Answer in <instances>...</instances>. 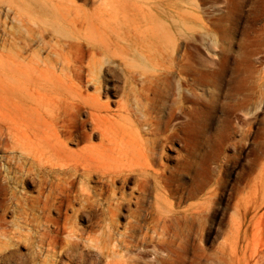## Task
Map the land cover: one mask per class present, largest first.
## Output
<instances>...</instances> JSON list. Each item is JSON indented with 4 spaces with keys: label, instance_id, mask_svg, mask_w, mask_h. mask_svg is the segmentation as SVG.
Returning <instances> with one entry per match:
<instances>
[{
    "label": "bare ground",
    "instance_id": "1",
    "mask_svg": "<svg viewBox=\"0 0 264 264\" xmlns=\"http://www.w3.org/2000/svg\"><path fill=\"white\" fill-rule=\"evenodd\" d=\"M25 1L35 8V13L42 22L52 26L54 38L70 36L67 23L70 12L66 5H53L49 0ZM160 1H143L125 11H130V14L142 17L143 20L130 25V39L122 24L111 28L118 47L113 46L106 30L104 35L94 36L93 29H90L85 41L75 39L74 42H64L69 47H74L75 52L69 51L67 55H59L55 59L52 67L60 70L59 75H56L57 71L54 69L53 73L49 69L42 71L41 64L45 60L38 55L36 64L40 69L37 73L40 74L37 81L40 83L36 87V100L39 105L52 102L53 89H47V86L51 80L57 81L62 76L72 82H85L87 86L94 87V97L100 100L104 94L108 103L109 94L114 95L119 91V86L115 84L119 81L118 76H110L112 67L117 65L126 82L130 79V85L134 80L149 82L143 90L147 88L153 94V98L145 97L151 101L153 110L149 120L141 119L146 113L136 96L137 102L133 107L119 101L115 108L106 105L104 115H100L101 109L95 108L93 104L81 101L59 105L51 111L50 121L43 123V128L38 131L36 127L39 120H35L27 128L18 126L17 129L13 125L7 126L8 123L1 120L0 130L3 131L0 134V152L3 154L0 158V250L8 246V242L2 241V237H7L4 215L12 207L22 203L13 192V187L9 188L7 184H25L31 181L37 192L34 201L41 204L40 208L44 213L56 210L61 215L64 207L72 209L74 202L78 201L80 206L73 209V212L80 218L91 221L98 217L105 202L114 200V207L110 208L109 203L105 212L112 221L125 205L126 195L123 189L134 181L139 194L130 198V202L135 200V209H130V216L134 221L130 223L127 243L122 246L125 252L123 256L126 257L123 264H166L161 255L166 253L171 240L165 239L163 235L174 228V220L179 215L174 210L180 201L177 196L178 188L167 191L164 185L169 167L163 160L171 159L168 152L173 150L176 141H184L189 146V132L196 125L197 112L208 111L210 114L213 109L208 99L200 97L197 91L199 87L206 90L212 82L223 91L229 59L233 54L224 46L220 47V41H223L230 26L235 23L232 18L237 6L231 7L233 0H167L166 6L159 9ZM110 7L114 12H119V8L114 5ZM253 8L256 12L244 36L248 45V49L242 54L245 62H240L244 67L252 57H256L261 66L264 65V24L256 29L251 26L253 21H258V11L264 14V0L261 5L254 1ZM39 29L42 34V27L39 26ZM255 41L257 44L253 48L251 42ZM202 51L207 54V59L198 60ZM239 69L237 67L236 71ZM15 71L21 76L23 73L27 74L32 81L35 78L33 72L26 69ZM258 72L256 86L251 94L234 101L236 97L232 92L237 88L233 87L228 94L231 97H228V103L218 104L228 123H231L233 116L237 119L244 137L252 132L256 135L259 133L258 130L252 131V125L264 104V67L258 68ZM170 91H173L176 99L166 107L165 96ZM39 105L36 108L37 116L41 111ZM84 109L87 111L86 118L81 120L79 116ZM85 125L89 126L88 130L78 136L77 129ZM231 127L234 131L233 124ZM70 143H85V146L76 154L69 149ZM7 151H17L21 157L10 156ZM25 154H28L27 159L33 160L32 164L36 162L38 165L36 172L32 164L28 167L22 161L26 158ZM254 169L255 166L252 171ZM175 172L176 170H171V178H174ZM245 180H249V177H245ZM209 181L206 179L191 188L189 195L195 196ZM151 185L156 190L154 205L148 204L146 200ZM9 192L16 200L5 199L4 195ZM170 195H176L177 200H170ZM183 212L194 214L190 210ZM149 216L155 221L153 225L148 221ZM67 219L68 215L61 223L58 219L53 221L47 217L46 231L53 248L59 245V253L68 254L81 241L101 252L100 238L97 235L88 234L85 229L67 222ZM62 238L63 244H60ZM78 264H88V261L82 259ZM89 264H96V261H90Z\"/></svg>",
    "mask_w": 264,
    "mask_h": 264
},
{
    "label": "rangeland",
    "instance_id": "2",
    "mask_svg": "<svg viewBox=\"0 0 264 264\" xmlns=\"http://www.w3.org/2000/svg\"><path fill=\"white\" fill-rule=\"evenodd\" d=\"M111 1L49 0L53 5L56 3L66 5L70 12L69 22L67 21L70 36L59 39L52 36V26L42 22L36 15L35 8L25 0H0V121L17 129L18 126L27 128L34 124L35 120H39V125L35 126L38 131L43 128V123L50 121L51 111L59 105L81 101L88 105L93 104L95 108L101 109L100 115H104L106 105L115 108L119 101L133 107L137 102L136 96L146 113L141 119H150L153 107L151 101L145 97L153 98V94L147 88L143 90L149 82L134 80L130 85V79L126 82L117 65L112 67L110 76H118L119 81L115 84L119 86V91L114 95L109 94L108 103L104 94L101 95L100 100L94 97V87L87 86L85 82L82 84L72 82L66 76H57V81L51 80L47 86V89H53L52 102L39 105L36 100L38 97L36 87L40 83L37 81L40 74L37 73L40 69L36 64L38 55L45 60L41 64L42 71L49 69L53 73L56 70V75H59L60 70L52 67L55 59L59 55H67L69 51L75 52L74 47H69L64 42H74L75 39L85 41L86 37H89L90 29H93L94 36L104 35L106 30L113 46L118 47L117 38L111 32V28L121 24L130 39V25L142 22L143 18L125 11L130 10V6L136 3L148 0H115L112 3ZM254 1L261 5L263 0L232 1L231 7L237 6L235 16L232 18L235 22L232 25L236 27L231 25L229 33L223 41H220V47L224 46L233 54L229 59L223 91L212 82L206 90L199 87L197 91L200 97L208 99L213 109L210 114L208 111L197 112L196 125L189 132V146L184 141H176L173 150L168 152L171 159L163 160L170 169L166 172L164 185L167 191L178 188L177 196L180 201L174 210L179 214L174 220V228L170 229L171 231L167 230L163 235L165 239L171 240L166 253L161 255L166 264H264V109H262L264 104L252 125L254 127L252 131L258 130L259 133L256 135L252 132L247 137H244L241 126L234 116L231 118V123L224 119L218 105L223 102L228 103L231 98L228 94L233 87L237 88L232 92L236 97L234 101L251 94L259 75L258 68L264 67L256 61V57L248 61V66L240 65L245 59L242 56L243 51L248 49L245 41L247 39H244V36L256 12L253 8ZM167 2L161 0L159 9L166 6ZM111 5L119 8V12H114ZM257 15L258 21L256 23L253 21L252 29L264 24V14L258 11ZM39 26L43 29L42 34L39 33ZM251 44L255 48L257 41ZM199 57L198 60L207 59V54L202 51ZM237 67L240 69L236 71ZM15 69L33 72L34 80L32 81L23 72L21 76ZM83 76L86 79L85 72ZM173 81L175 82V76ZM169 83L171 85V79ZM165 99L166 107L172 105L176 99L173 91H170ZM37 105L41 109L39 116L36 114ZM85 110L79 116L81 120L86 118ZM231 124L235 127L234 131ZM88 127L85 125L77 129V135L80 136L88 130ZM1 131L3 130H0V134ZM84 146L85 143H70L69 149L77 154ZM2 154L3 152H0V158ZM7 154L21 157L17 151L16 153L7 151ZM25 155L26 158L22 161L30 167L33 160L27 159L28 154ZM34 163L32 165L36 172L38 165ZM253 166L255 169L252 171ZM171 170H176L174 178L170 177ZM245 177H249V180L246 181ZM206 179L210 181L205 188L195 196H190L191 188L200 185ZM7 186L13 187V192L22 203L20 207H12L6 213L1 211L5 213L3 223L7 236L2 237L1 240L8 242V246L0 250V264H78L82 259L88 261V264L90 261H96V264H123L126 260L122 246L127 243L130 223L134 221L130 216V209H135V200L130 202V198L139 194L134 181L129 182L123 189L126 195L125 205L112 221L105 212L109 203L110 208L114 207V200L105 202L98 212V217L91 221L80 218L73 212V209L80 206L78 201L74 202L72 209L67 210L64 207L61 215L56 210L44 213L40 208L41 204L34 201L37 192L31 181L25 184H7ZM155 193L156 190L151 185L146 199L148 204L154 205ZM177 196L170 195L169 199L176 201ZM4 197L8 201L13 198L11 192ZM185 210L193 211L194 214H185L183 212ZM198 211L202 213L199 214ZM67 215L69 216L67 222L100 238L101 252L81 241L77 246L72 247V251L68 254L59 253L61 246L57 245L58 247L53 248L50 245L46 231L47 217L53 221L58 219L63 223ZM148 221L151 225L155 222L151 216ZM60 235L62 237L63 232ZM62 242L63 238L60 244H63Z\"/></svg>",
    "mask_w": 264,
    "mask_h": 264
}]
</instances>
